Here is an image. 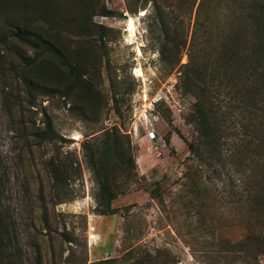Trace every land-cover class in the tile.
Segmentation results:
<instances>
[{
    "label": "rangeland",
    "instance_id": "rangeland-1",
    "mask_svg": "<svg viewBox=\"0 0 264 264\" xmlns=\"http://www.w3.org/2000/svg\"><path fill=\"white\" fill-rule=\"evenodd\" d=\"M199 1L50 0L59 46L91 48L86 79L96 91L93 105L87 97L65 96L68 81H45L43 92L30 88L20 65L34 53L0 46V264H264V203H251L264 185V82L228 69L219 81L203 83L209 92L219 89L213 102L223 111L228 92L263 102L249 118L234 120L225 149L245 146L226 151L225 167L213 170L189 152L187 145L198 140L189 123L197 99L182 80L185 64L202 76L212 52L219 56L220 45L230 44L237 2L252 7L264 0H207L197 27ZM86 5L94 7L88 17ZM103 9L113 16H99ZM247 15L239 53L251 40ZM85 21L93 36L81 32ZM0 31L7 35L3 17ZM44 113L56 135L51 143L37 137ZM114 127L125 137L136 176L112 173L116 213L102 216L84 145ZM50 159L67 172L55 179Z\"/></svg>",
    "mask_w": 264,
    "mask_h": 264
},
{
    "label": "trees",
    "instance_id": "trees-1",
    "mask_svg": "<svg viewBox=\"0 0 264 264\" xmlns=\"http://www.w3.org/2000/svg\"><path fill=\"white\" fill-rule=\"evenodd\" d=\"M207 3V0L199 1L198 14H196L197 27L203 26V23L199 22V18L203 14V8L205 9V6L207 8ZM237 5L236 11L233 13L235 14L233 22L231 23L233 39L229 45H220L222 49L221 55L218 56L217 53L212 52V63L209 62L205 66L202 76L193 72V67L189 62L183 66L184 70L182 72L183 83H186L185 92L197 99L189 116V123L196 127L198 140L197 143L188 144L187 146L192 156L197 158L204 166L210 167L212 165L213 170H216V165L225 164L226 141L229 137H232L230 133L234 132L232 131L235 128L234 120L240 122L237 118H249L248 116L252 115L251 109L254 108L253 111L255 109L258 111L259 104L263 103H260L259 100L252 101L251 97L246 99L245 95L240 96L239 93L228 95V92L227 96L230 99L227 106H225L227 110L224 109L223 111L220 104H214L213 102L215 95L219 93V89L216 90V87L212 86V92H209L207 85L203 84L219 81V76L222 73L226 74L225 72L228 69L242 72V79L244 80H249L250 77L257 74V81L261 78V81L264 82V75L257 73L261 68H264L262 67V65L264 66V4L260 1H255L252 7H245L243 2H237ZM53 11L54 6L50 0H34L33 2L31 1V4L28 0H0V18L3 17L5 24L8 26L7 35L0 31V46L17 45V47H25L34 53L30 59L22 58L20 65L24 83H28L30 88L39 89L43 92L46 87L42 83L45 81H68L70 86L66 89L68 91L65 96L75 94L78 100H83V98L87 97L90 102L92 101L91 104L93 105L96 91L90 84L91 82L86 79L89 76L87 65L90 61L89 51L91 48L85 50L81 47L68 51L60 47L61 39L52 30L55 24L52 20ZM85 11L86 17H88V14L94 11V7L86 5ZM161 14V9L155 3V19L160 20L162 29L165 32L166 23L162 21ZM245 14H248L249 23L247 22V26H249L251 33V40L247 49H243L239 53V43L242 40L240 33L243 26L246 25L244 24L246 20L242 22V16ZM99 16L112 17L113 15L110 11L103 9L100 11ZM81 30L83 34L89 37L96 32L94 27H88L86 21ZM100 30L103 29L100 28ZM166 47V43H164L161 51L162 56L165 54ZM213 56L217 57L216 61H213ZM243 63L245 69L241 70L244 67ZM60 67L61 69H59ZM260 89L263 90L261 87ZM211 94L212 96L210 97ZM114 110L115 114L120 118L122 114L117 107L115 99ZM235 134L237 135V133ZM37 137L40 141L47 143L53 142L56 138L50 118L45 113L44 129L38 133ZM124 139V135L120 133L119 129L114 127L104 131L99 140L93 143L88 142L84 145V149L87 152L88 165L98 185L96 194L97 208L102 216H110L116 213L111 208L112 201L117 197V192H115L117 186L114 184L116 179L112 178V173L121 172V175H125L128 180L136 176L135 163L128 148L125 146ZM244 146L245 144L243 145V143H234L231 146L232 150L228 151L235 153ZM48 167L55 179L62 172L63 174L67 172L62 165L57 164L53 159L48 161ZM222 167L224 168L225 165H222ZM251 203H253L254 207L258 206V208L264 203V185L255 192ZM66 242L71 243L67 238ZM94 264H108V261H98ZM137 264H142V262Z\"/></svg>",
    "mask_w": 264,
    "mask_h": 264
},
{
    "label": "bare ground",
    "instance_id": "bare-ground-1",
    "mask_svg": "<svg viewBox=\"0 0 264 264\" xmlns=\"http://www.w3.org/2000/svg\"><path fill=\"white\" fill-rule=\"evenodd\" d=\"M127 33H128V35H129V37H133L134 36V34H135V29H134V22H133V19L132 18H130V19H128V21H127ZM141 72L140 71H138V74H140Z\"/></svg>",
    "mask_w": 264,
    "mask_h": 264
}]
</instances>
